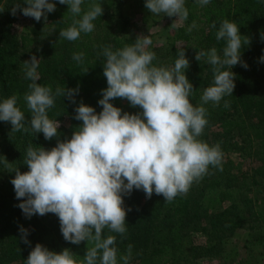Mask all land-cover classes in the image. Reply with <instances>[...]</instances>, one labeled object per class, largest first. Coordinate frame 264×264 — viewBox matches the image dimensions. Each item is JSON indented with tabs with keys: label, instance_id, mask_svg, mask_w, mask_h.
Instances as JSON below:
<instances>
[{
	"label": "trees",
	"instance_id": "16d2710c",
	"mask_svg": "<svg viewBox=\"0 0 264 264\" xmlns=\"http://www.w3.org/2000/svg\"><path fill=\"white\" fill-rule=\"evenodd\" d=\"M18 2L26 6L23 0H0V101L16 95L17 106L25 113V126L30 128L31 114L23 96L31 81L25 79L23 61L34 44L41 49L39 54L33 52L39 59L38 83L50 86L53 92L58 86L79 88L75 103L67 97H56L54 107L48 110L50 119L60 121L59 136L51 140H45L42 133L10 132L11 124L0 121V161L6 157L22 172L27 171L23 157L29 144L51 149L57 139L71 137L82 123L74 118V110L81 101L93 106L97 113L102 110L98 100L107 81L103 75L105 57L98 53H102L104 46L110 45L115 50L134 43L140 34L150 35L153 44L149 50L156 54L153 63L167 67L174 66L179 49L184 48L190 61L185 74L194 87L189 99L194 106H199L202 92L213 83L214 76L211 66L195 59L196 52L212 47L222 51L224 42L215 38L222 20L229 19L239 26L240 32L250 39V44L241 49V60L248 67L241 64L232 67L235 74L232 95H225L218 106L211 102L204 105L208 124L198 138L210 146L220 144L222 170L210 166L208 174L194 182L187 194L178 195L171 202L155 193L147 198L142 190L134 189L123 197L127 232L122 237L105 229L104 236H116L118 264H122L119 258L126 254L129 244L132 245L129 264H183L202 258L234 264L238 257H252L253 252L258 258H264V61L260 59L264 56V39H261L264 0H210L205 6L197 0H185L187 20L178 21L182 26L175 28L171 26L175 17L149 13L145 0H94L101 3L103 14L93 22L95 28L91 33H81L75 41L59 38L60 29L79 19L67 11L66 4L54 0L55 11L47 13V20L42 17L37 22L20 10L12 14L11 9ZM92 2L84 0L82 8L86 9ZM21 19L31 20L32 27L16 32L15 24ZM162 19L168 20L165 29L150 30ZM193 21L197 27L189 33L187 28ZM214 22L215 28L211 27ZM158 38H162L160 44H157ZM79 52L84 53L82 64L72 59L73 53ZM225 100L230 101V107H224ZM112 103L122 112L140 111L138 107L126 105L123 99L117 98ZM231 151L240 160L232 159ZM14 175L0 163V264H25L37 243L56 252L69 248L78 260H83L87 241L79 245L65 241L56 215L25 217L10 182ZM210 193L216 196L219 205L213 211H205L202 199ZM21 226L28 230L30 244L21 239ZM192 228L202 235L204 242L196 243L192 239ZM237 232L244 237L242 249L227 250L224 246Z\"/></svg>",
	"mask_w": 264,
	"mask_h": 264
},
{
	"label": "clouds",
	"instance_id": "9594fccd",
	"mask_svg": "<svg viewBox=\"0 0 264 264\" xmlns=\"http://www.w3.org/2000/svg\"><path fill=\"white\" fill-rule=\"evenodd\" d=\"M66 4L72 16L79 17L67 28L59 31V38L68 41L79 39L81 33H91L94 21L101 17V3L93 2L86 9L84 0H58ZM201 6L210 0H197ZM13 5L11 12L20 10L26 17L37 22L47 13L54 12V0H23ZM145 8L154 15L176 17L171 26H182L188 9L185 0H145ZM2 11V10H0ZM195 21L187 28L190 33ZM213 28L216 23L212 24ZM216 40L223 41L221 52L216 47L196 52L195 59L211 66L214 81L204 88L199 106L190 102L194 87L185 74L190 61L184 48L179 49L174 66H157L150 35H138L132 44L113 50L104 46L102 54L103 75L107 87L101 90L97 113L93 106L81 101L75 108L74 118L82 123L68 139L59 140L51 149L29 144L23 157L27 171L13 166L6 157L4 169L14 172L11 184L20 203L18 207L26 218L33 215L54 214L59 219L60 231L65 241L79 245L87 241L83 260H78L69 248L60 252L37 243L31 249L25 264H118L115 247L116 236H104V230L120 234L127 232V210L124 196L134 189L142 190L147 198L153 193L171 202L178 195H185L194 182H199L209 167L222 170L223 153L220 144L210 146L198 139L206 125L209 102L218 106L225 95H232L235 74L232 67L241 64L242 46L250 44L239 26L224 19L215 33ZM264 39V33L261 34ZM72 59L82 64L84 53H73ZM264 61V56L260 58ZM39 59L32 55L23 61L25 79L30 80L23 100L31 114L30 128L25 126V113L17 106V96L0 101V121L10 123V132L31 131L42 133L45 140L59 136V120L49 118L48 110L55 105L56 97H67L75 103L79 88L50 86L37 81L41 79L37 69ZM88 71L85 70L86 73ZM127 100L136 113L122 112L115 106V99ZM230 107V101H224ZM21 239H27L28 230L20 227ZM91 245V246H89ZM132 245L120 256L122 264H129Z\"/></svg>",
	"mask_w": 264,
	"mask_h": 264
},
{
	"label": "rangeland",
	"instance_id": "374dc122",
	"mask_svg": "<svg viewBox=\"0 0 264 264\" xmlns=\"http://www.w3.org/2000/svg\"><path fill=\"white\" fill-rule=\"evenodd\" d=\"M175 19H176V17H175ZM144 20H147V16L144 17ZM164 20L165 19L159 20L158 26H156L155 28H150V30H152V31L155 30L156 31V30H159V28H160V30L161 29L162 30L165 29L168 26V20H165V21ZM176 22H178V21H176ZM31 27H32V21L31 20L21 19L20 21H18L15 24V31L16 32H25ZM47 29L50 30L49 27H42V30H47ZM161 39L162 38H158L157 44H160ZM40 50H41L40 46L38 47V45H36V44L30 46V51H28L25 59L29 60L30 57L32 55H34L33 52L39 54ZM123 102L126 105H128L129 107H131V105L128 103L127 100H123ZM229 155L235 161L240 160L239 156L234 151L229 152ZM246 162L247 161H245L244 164H246ZM202 204H203V209H205V211L206 210L213 211V210L217 209L218 205H219V203H218V201L216 199V196L213 193H210V194L206 195L202 199ZM199 224H200V222H199ZM190 233H191L192 239L196 243L204 242V238L202 237V235H200L198 232H196L195 228H192L190 230ZM243 241H244V237H243L242 233L237 232L235 234L234 238L230 239V241L224 247L227 248V250H229L230 248H234V247H236L237 250H241L242 249L241 246H242ZM253 254H255V255H253L252 257H250L249 255H243V256L238 257V259L235 261L234 264H239L238 263L239 259H241L239 261L240 264H264V258H262V259L258 258L256 252H253ZM222 263H223L222 259L219 260V259H215V258L214 259L213 258H202V259L194 260V261H191V262H186V263H183V264H222Z\"/></svg>",
	"mask_w": 264,
	"mask_h": 264
}]
</instances>
